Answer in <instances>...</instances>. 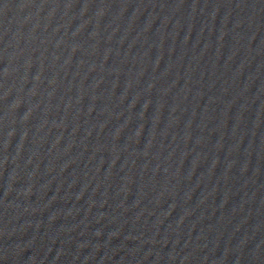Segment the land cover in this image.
<instances>
[{
  "label": "water",
  "instance_id": "obj_1",
  "mask_svg": "<svg viewBox=\"0 0 264 264\" xmlns=\"http://www.w3.org/2000/svg\"><path fill=\"white\" fill-rule=\"evenodd\" d=\"M0 264H264V0H0Z\"/></svg>",
  "mask_w": 264,
  "mask_h": 264
}]
</instances>
